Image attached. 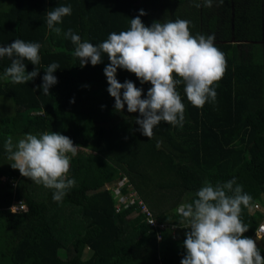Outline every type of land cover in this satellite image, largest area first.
I'll list each match as a JSON object with an SVG mask.
<instances>
[{"label":"trees","instance_id":"1","mask_svg":"<svg viewBox=\"0 0 264 264\" xmlns=\"http://www.w3.org/2000/svg\"><path fill=\"white\" fill-rule=\"evenodd\" d=\"M196 2L12 0L0 11V46L15 39L41 45L39 65L24 61L27 72L39 71L36 78L25 84L0 79V95L15 108L0 122V174L10 176L6 188L0 185V264H180L188 229L179 225L178 209L205 182L235 178L252 203H264V0H213L212 7L199 0V8ZM62 5H71L72 14L56 25L62 29L57 35L47 27L46 14ZM140 9L147 13L141 17L147 26L179 18L191 22L193 35H214L227 60L226 73L215 86L216 101L194 107L183 85L178 86L186 106L183 126L161 122L150 139L138 130L139 113H128L126 105L115 111L103 71L110 63L107 55L101 64L81 68L75 45L64 35L72 29L82 41L98 45L110 33L128 30ZM52 62L60 66L53 73L58 82L44 95L39 86ZM10 64L9 58H0V76ZM117 79L133 81L145 96L151 87L123 69ZM45 131L59 132L80 146L69 172L76 183L62 202L53 201V190L13 169L4 148L8 137L16 144L26 134ZM122 176L157 225H150L141 210L134 212L135 206L115 210L116 194L103 185ZM13 192L27 210L6 208ZM251 205L243 209L242 219L249 227L245 235L256 238L264 212Z\"/></svg>","mask_w":264,"mask_h":264},{"label":"clouds","instance_id":"2","mask_svg":"<svg viewBox=\"0 0 264 264\" xmlns=\"http://www.w3.org/2000/svg\"><path fill=\"white\" fill-rule=\"evenodd\" d=\"M202 4L212 7L213 0H202ZM194 6L202 5L198 0ZM71 14V5L55 7L46 14L47 27L59 35L62 29L56 25ZM145 15L147 13L140 9L139 14L130 19L128 30L112 32L98 45L82 41L72 29L64 35L75 45L74 56L79 58L81 68L89 62L97 66L107 55L110 63L103 71L107 92L115 101V111H123L126 105L128 113H139L138 130L150 139L161 122L183 126L186 106L178 86L183 85L186 98L194 107L203 108L207 102L216 101L215 86L226 73L227 60L225 53L215 45V36L193 35L190 21L177 18L164 23L153 21L147 26L141 19ZM40 49L39 43L23 39L0 46V58L11 60L0 79L25 84L36 78L39 71L27 72L24 61L39 65ZM59 67L56 62L47 66L39 86L44 95L50 94L49 89L57 84L53 73ZM118 69L134 74L142 85L150 83L146 96L133 81L121 83L117 79ZM74 102L73 98L70 103ZM79 147L71 138L55 131L29 133L16 144L8 137L4 143L13 161L11 167L37 185L53 190L54 202H62L75 186L76 181L69 178V172L71 157L77 155ZM252 200L235 178L215 185L205 182L195 198L178 209L181 222L188 229L180 264H264L257 241L245 235L249 227L242 219V211L250 207ZM253 209L264 212V207ZM255 236L260 239L264 235Z\"/></svg>","mask_w":264,"mask_h":264},{"label":"built area","instance_id":"3","mask_svg":"<svg viewBox=\"0 0 264 264\" xmlns=\"http://www.w3.org/2000/svg\"><path fill=\"white\" fill-rule=\"evenodd\" d=\"M8 180V177L5 176V180L3 182V185L6 184V181ZM12 186L15 188L17 181L11 180ZM104 189L112 188L113 191L116 194L117 202L115 203V210L121 211L124 208H127L129 206H135L134 212L142 211L146 214V219L150 225H157L156 219L152 216L151 212L148 210V208L145 206L143 200L139 197L137 191L133 186L130 184L128 178L126 176H122L117 181H115L113 184L110 185V183H106L103 185ZM123 189H126L123 191ZM10 211L12 212H18V211H25L27 210L25 204L17 199L15 197V192H13V199L9 205L6 206ZM255 209H260V207H254ZM155 221V222H154ZM154 222V223H153ZM153 226V227H154ZM256 235L262 236L264 235V219L258 224L256 228ZM157 238L160 239V235H157Z\"/></svg>","mask_w":264,"mask_h":264},{"label":"rangeland","instance_id":"4","mask_svg":"<svg viewBox=\"0 0 264 264\" xmlns=\"http://www.w3.org/2000/svg\"><path fill=\"white\" fill-rule=\"evenodd\" d=\"M12 3V0H0V11L1 10H5L6 8H8L9 7V5ZM233 40V39H232ZM231 40V41H232ZM253 50L254 51H257V48H253ZM14 110H15V108H14V106H13V103H12V101L9 99V98H7V97H5V96H2V95H0V122H1V119L5 116V115H8V114H12L13 112H14ZM80 148V147H79ZM78 148V149H79ZM86 151V150H85ZM5 176H7L8 178L10 177L9 176V174L8 173H6V174H0V185L2 186V187H4V188H6V184L5 185H3V182H4V180H5ZM15 180H17V179H15ZM5 183V182H4ZM41 188H43V187H41ZM13 199V198H12ZM12 199H11V201H12ZM18 199V198H17ZM20 200V199H19ZM22 201V200H21ZM183 201H185V199L183 200ZM23 202V201H22ZM11 203V202H10ZM9 203V204H10ZM8 204V205H9ZM185 203L183 202L182 204H180V207L182 206V205H184ZM251 207H264V203H261L260 202V200H255V202L254 203H252V205H251ZM70 210H71V208H70ZM70 210L68 209L67 211H65V213H69L70 212ZM180 224L179 225H181V227H187L186 226V224H184V223H182L181 222V220H180V222H179ZM254 240H256L257 241V244H258V246L261 248V249H264V238H253ZM87 251H89V250H87V248L84 250V255H82V257L83 258H85L86 257V255H87ZM90 253V252H89ZM89 253H88V255H89ZM60 256L61 257H64V251H60Z\"/></svg>","mask_w":264,"mask_h":264}]
</instances>
